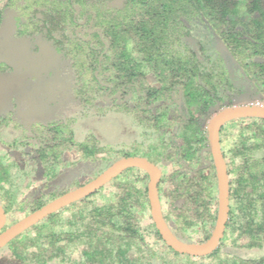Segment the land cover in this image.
Instances as JSON below:
<instances>
[{
  "label": "trees",
  "instance_id": "obj_1",
  "mask_svg": "<svg viewBox=\"0 0 264 264\" xmlns=\"http://www.w3.org/2000/svg\"><path fill=\"white\" fill-rule=\"evenodd\" d=\"M19 8L18 34L54 47L77 110L33 121L29 132L0 114V232L117 161L141 157L159 169L171 233L184 243L208 241L219 208L209 124L235 107L243 92L236 79L264 100V0H23ZM10 71L0 60V74ZM109 116L132 134L110 143L91 130L77 135L76 120ZM218 140L228 214L208 253L165 242L150 211L149 174L129 166L1 245L0 264H264V118H231ZM79 165L83 181L71 176Z\"/></svg>",
  "mask_w": 264,
  "mask_h": 264
},
{
  "label": "rangeland",
  "instance_id": "obj_2",
  "mask_svg": "<svg viewBox=\"0 0 264 264\" xmlns=\"http://www.w3.org/2000/svg\"><path fill=\"white\" fill-rule=\"evenodd\" d=\"M6 1L0 0V7H3L0 20V55L8 54V56H5L7 61L4 62L11 67V71L0 74V114H10L11 123L24 124V129L29 126L26 129L28 132L33 121L45 124L50 121L60 120V118L70 114L75 115L77 105L73 101V97L70 96L66 79L68 75L65 76L60 65L62 61L59 54H57L54 47H51L41 39L29 40L27 37L25 38L18 34L19 23L22 19V14L18 8L23 4V0H11L12 5L10 7L6 6ZM217 47L224 54L225 50L221 43L217 42ZM40 55L42 57L39 58ZM36 58H38L36 61L42 63L37 68H27V66L22 68L16 64L20 59L23 61L25 59L35 60ZM0 59L3 58L0 57ZM146 79L151 84L154 83V79L150 74L146 76ZM234 83L238 87L243 88V92L238 94L237 97L233 96L235 107H244L246 103L249 104L251 102L264 107V100L255 99L253 97L255 96L254 92L245 82L236 79ZM118 119V117L112 118L111 116L105 118L84 117L76 120L74 125L77 127L78 136L86 130H91L98 137L110 143L112 139L117 137L120 139L121 135L124 137L126 134H132V131L120 124ZM77 169H80V165L71 170V176L79 175L80 180L83 181L88 173L80 174L81 172L79 171L81 170L77 171ZM67 170L64 169L63 172L65 173ZM37 174L36 177L41 174L40 169ZM68 181V178L63 180V182ZM40 183L41 181L38 182V184ZM34 188L35 186H32L31 190L27 189L23 195H30ZM5 251L6 246H2L0 255H4Z\"/></svg>",
  "mask_w": 264,
  "mask_h": 264
},
{
  "label": "water",
  "instance_id": "obj_3",
  "mask_svg": "<svg viewBox=\"0 0 264 264\" xmlns=\"http://www.w3.org/2000/svg\"><path fill=\"white\" fill-rule=\"evenodd\" d=\"M33 65L35 67H38L42 65V63H35ZM241 116H258L264 118V107L258 104H251L246 105L244 107H233L225 109L216 114L209 124V150L212 152L217 172L219 208L214 231L211 237L205 243H184L178 240L171 233L162 216L157 196V182L160 175L158 167L141 157H127L114 163L112 166H110L103 173L98 175L96 178H94L87 184L60 196L59 198L53 200L52 202L48 203L44 207L35 211L34 213L19 220L9 228L3 230L0 233V246L7 242L9 239H11L13 236H15L17 233L21 232L23 229L31 225L32 223L47 215L48 213L82 196H85L96 188L102 186L104 183L109 181L113 176L118 174L124 168L129 166H138L146 170L149 174L150 179L148 183V197L150 211L152 219L165 242L170 245L173 249L181 253H188L193 255H201L208 253L217 245L219 239L221 238L228 214V182L226 176L225 162L219 147L218 131L220 125L223 122L231 118ZM4 222L5 214L3 209L0 207V230L3 228Z\"/></svg>",
  "mask_w": 264,
  "mask_h": 264
},
{
  "label": "flooded vegetation",
  "instance_id": "obj_4",
  "mask_svg": "<svg viewBox=\"0 0 264 264\" xmlns=\"http://www.w3.org/2000/svg\"><path fill=\"white\" fill-rule=\"evenodd\" d=\"M9 55H11V54H9ZM5 56H8V54H5V55H3V56H1L0 55V57L1 58H3V59H0L1 61H7V60H5ZM23 59V58H22ZM22 59H20V60H18V62L16 63L17 64V66H21L22 68H24L25 66H27V68H37V67H35L33 64H35V63H40V62H38V61H36L38 58H36L35 60H27V59H25V60H23L22 61ZM27 60V62L25 63V61ZM16 66V67H17ZM39 67V66H38Z\"/></svg>",
  "mask_w": 264,
  "mask_h": 264
}]
</instances>
